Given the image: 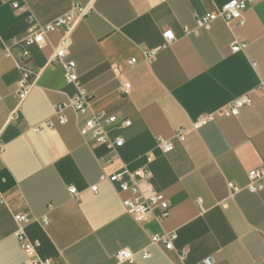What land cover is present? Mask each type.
Listing matches in <instances>:
<instances>
[{
    "label": "crops",
    "instance_id": "1",
    "mask_svg": "<svg viewBox=\"0 0 264 264\" xmlns=\"http://www.w3.org/2000/svg\"><path fill=\"white\" fill-rule=\"evenodd\" d=\"M17 1L21 9L13 8ZM229 1L0 0V51L37 25L76 6L88 8L72 32L68 59L93 111L131 121L109 131L111 139H124L117 149L81 136L90 114L67 109L66 122H58L56 108L76 94L61 66L47 67L62 31L49 34L42 49L30 48L28 67L40 74L31 77L33 87L21 101L22 73L0 54V264H28L16 236L19 213L33 219L26 233L52 264H118L122 250L135 255L123 264H200L206 258L264 264V191L247 189L249 173L264 168V0L247 7L241 29L223 20L198 28V17ZM165 33L173 35L170 43ZM236 42L246 48L233 52ZM13 53L19 57L18 49ZM234 102L244 105L238 116L218 115L194 127ZM180 129L183 142L176 137ZM165 140L174 145L171 153L159 149ZM124 169L151 174V187L169 202L167 219L138 223L127 212L131 195L109 181ZM230 184L241 191L232 194ZM141 196H147L144 185ZM164 233L176 234L175 250L152 244L153 235ZM178 251H186L184 261Z\"/></svg>",
    "mask_w": 264,
    "mask_h": 264
},
{
    "label": "built area",
    "instance_id": "2",
    "mask_svg": "<svg viewBox=\"0 0 264 264\" xmlns=\"http://www.w3.org/2000/svg\"><path fill=\"white\" fill-rule=\"evenodd\" d=\"M25 1V0H21ZM258 0H231L226 3L220 9L209 12L203 16L197 18L198 28L209 30L211 24L216 20H223L226 25L232 29H241L245 26V12L247 7L256 3ZM14 9H21L19 1L12 4ZM88 14V8L82 6L74 7L71 13L58 17L53 23L48 25L35 26L28 35L16 42L11 48L5 47L0 51V54L12 59L16 67L21 71L22 77L17 85V96L19 100H23L33 87V83L30 82L32 76L38 77L39 72H35L28 67V61L31 58L30 48L32 46H38L43 48L45 46L47 37L49 34L62 31L63 36L56 47L53 55L50 57L47 67L61 66L65 72V81L68 85H72L76 89V94L68 101V103L58 106L56 108V119L60 124L66 122L65 112L67 109H73L77 114H90L89 119L85 125L80 129V134L84 138H90L97 144H107L112 149L120 148L124 145V139L116 137L110 138L109 131L115 127L128 128L131 126V121L128 119L118 120L117 116L107 111L95 112L91 107V97L83 88L80 83L79 74L77 71V65L74 61L69 60V50L72 44V32L80 19ZM32 21V17L29 18ZM164 38L170 43L174 37L171 33H165ZM246 48L245 43H234L232 46L233 52H240ZM13 49L19 50V57L16 58ZM131 65L137 63L136 59H132L129 62ZM129 87V85L127 86ZM244 109L243 103L234 102L228 107L218 111L215 114L205 115L200 117L195 123L194 127L199 128L203 125L213 121L216 116H238ZM48 126H52V122L47 123ZM39 128L36 129L38 131ZM176 137L179 141L183 142L184 130L180 129L176 133ZM3 149V145L0 142V152ZM159 149L163 154L171 153L174 150V145L170 141H161L159 143ZM155 159L152 153L147 155L148 162H152ZM139 177V180L135 178ZM249 184L247 189L251 193H261L264 191V168L254 170L249 173ZM151 174L143 170L133 174L127 169L112 175L109 181L118 186L120 193H127L131 195V198L125 201L127 212L138 222L143 223L149 218L156 219L161 222L167 219L170 215V205L164 194L156 192L150 185ZM144 185L147 188V196H141V186ZM231 193L235 194L241 191V188L233 184L229 185ZM70 194L77 198L79 193L73 186L68 188ZM97 191V187L93 188ZM0 203L5 204V200L1 199ZM158 211V213H156ZM14 220L17 224L18 230L16 233L18 245L20 249L26 254L28 258V264H52L50 259H42L38 254L40 243L38 241H32L26 233V227L32 222V218L28 213H19L14 215ZM38 221L37 219H34ZM45 225L48 224L47 218L43 219ZM177 239L174 233H164L162 235H153L151 237L152 244L164 245L166 250H175L174 243ZM178 257L181 261L185 260L186 251H178ZM150 253L144 252L143 258L149 259ZM118 264L133 263L135 255L128 250H122L117 254ZM200 264H213L211 258L204 259Z\"/></svg>",
    "mask_w": 264,
    "mask_h": 264
}]
</instances>
